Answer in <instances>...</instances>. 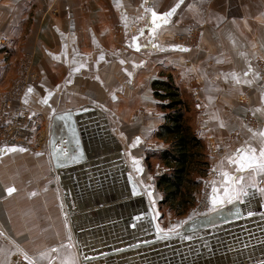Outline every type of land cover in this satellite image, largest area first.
<instances>
[{"label":"crops","instance_id":"crops-1","mask_svg":"<svg viewBox=\"0 0 264 264\" xmlns=\"http://www.w3.org/2000/svg\"><path fill=\"white\" fill-rule=\"evenodd\" d=\"M152 11L172 15L153 22ZM0 61V122L11 104L41 117L28 144H0V264L153 263L141 256L163 197L153 152L168 146L169 81L205 145L204 214L226 217L176 242L175 264H264V171L233 162L264 149V0H0ZM67 110L83 111L86 159L56 167L53 118ZM187 215L158 225L178 231ZM156 257L165 264L161 248Z\"/></svg>","mask_w":264,"mask_h":264},{"label":"trees","instance_id":"trees-1","mask_svg":"<svg viewBox=\"0 0 264 264\" xmlns=\"http://www.w3.org/2000/svg\"><path fill=\"white\" fill-rule=\"evenodd\" d=\"M165 86L161 99L167 120L159 129L158 137L168 146L153 152L164 168L161 174L153 173L163 195L160 204L182 215L195 204V188L199 185L196 177L205 173L208 161L205 145L192 127L191 115L187 114L190 110L187 99L171 81Z\"/></svg>","mask_w":264,"mask_h":264},{"label":"water","instance_id":"water-1","mask_svg":"<svg viewBox=\"0 0 264 264\" xmlns=\"http://www.w3.org/2000/svg\"><path fill=\"white\" fill-rule=\"evenodd\" d=\"M83 111H74L67 110L61 113H58L54 116L53 121V137H52V150L53 157L56 167L66 166L69 164H74L79 161H83L86 159L83 149V140L81 137V132L79 130L76 115H79ZM63 146V148H68L73 154L69 156L68 161L61 162V160L57 159V155L55 154V149L59 146L58 144ZM137 195L141 193L139 189L136 191ZM136 202L139 199L135 200ZM224 210V209H223ZM150 213L152 217V225L153 229L151 231L150 241L152 242V248L150 249L149 255L141 256L142 260L144 258H151L153 260L152 264H159V250L162 249L163 253H165L166 261L165 264H175L174 258V248L176 246V242L182 240L189 242L192 237L205 235L206 231H197L196 233L193 230H199L201 228H205L214 223L215 215H220L221 211L217 213H209V214H201L193 216L189 219L181 229L178 231H169L161 228L156 221V211L154 206H150ZM220 218L224 220V216L220 215ZM208 230V229H206ZM156 257V258H155ZM168 257V259H167ZM245 264V263H240Z\"/></svg>","mask_w":264,"mask_h":264},{"label":"built area","instance_id":"built-area-1","mask_svg":"<svg viewBox=\"0 0 264 264\" xmlns=\"http://www.w3.org/2000/svg\"><path fill=\"white\" fill-rule=\"evenodd\" d=\"M1 67V61H0ZM264 73V69H261ZM24 79H17L13 84L15 97L19 94L23 88ZM41 121L40 116L31 117L29 116L28 110L23 106H14L12 109L6 107L2 109V117L0 122V144L3 143H22L28 144L34 132V126H38ZM163 172V167L160 168L159 174ZM203 199L201 204L193 216L204 214L208 211L209 207V196H210V183L208 180L203 183ZM15 264H29L28 260H24L22 257L16 258ZM31 264H34L31 262Z\"/></svg>","mask_w":264,"mask_h":264},{"label":"snow or ice","instance_id":"snow-or-ice-1","mask_svg":"<svg viewBox=\"0 0 264 264\" xmlns=\"http://www.w3.org/2000/svg\"><path fill=\"white\" fill-rule=\"evenodd\" d=\"M172 11H174V9ZM172 11L165 13V14H157L155 11H152L151 17H152L153 22H155L156 19H160L163 23H166L167 20L165 17L172 15ZM134 40H135V38H134ZM136 47H137V50H139V45H136ZM182 50L186 51L187 49H182ZM29 91H31V89H29ZM262 134H264V133H262ZM138 141H139V138H137V142ZM238 155H240V160L239 161H233V162L238 164L240 171H244L248 168H252L253 166L258 167L261 171H264V149L260 150L259 160L257 159V157L255 155L254 149L251 150V153L245 152V150L240 149V150H238ZM223 175L225 176V180L227 182L229 174L225 172V173H223ZM236 182L238 183L239 181H236ZM12 190L13 189H9L10 192ZM214 191H215V189H214ZM212 203L215 206L217 203H223V201L222 200L218 201L216 198H213ZM29 264H31V262H29Z\"/></svg>","mask_w":264,"mask_h":264},{"label":"rangeland","instance_id":"rangeland-1","mask_svg":"<svg viewBox=\"0 0 264 264\" xmlns=\"http://www.w3.org/2000/svg\"><path fill=\"white\" fill-rule=\"evenodd\" d=\"M8 96H10L11 98H14V99L16 98L14 91H10ZM13 106L14 105L11 104L9 109H12ZM153 166H155L154 163H153ZM161 167H163V166L162 165L158 166V171H156V174H159ZM204 172L205 173H203L200 176L205 177L206 176V171H204ZM202 184L200 183V186H197L195 188V190L197 191L199 189V187H200V189L198 191L199 192L198 199H197L198 202H195V204L192 207H190L186 213H184L185 215L188 214L187 216H190V215L194 214L196 212V210L198 209V206L201 204V201H202L203 196H204L203 190H201V188L203 189ZM157 212H158L157 219H158L159 222L161 221V227H163L165 229L166 228L167 229H175L177 227L180 219H181V216H183V214L182 215H177V213H175L174 211L169 210L166 207V205H161L160 203L157 205Z\"/></svg>","mask_w":264,"mask_h":264},{"label":"flooded vegetation","instance_id":"flooded-vegetation-1","mask_svg":"<svg viewBox=\"0 0 264 264\" xmlns=\"http://www.w3.org/2000/svg\"><path fill=\"white\" fill-rule=\"evenodd\" d=\"M156 221H157V217H156ZM157 223H158V221H157ZM169 231H175V230H169Z\"/></svg>","mask_w":264,"mask_h":264}]
</instances>
